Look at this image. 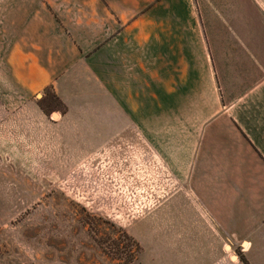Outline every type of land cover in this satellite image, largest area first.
I'll return each instance as SVG.
<instances>
[{
	"label": "crops",
	"instance_id": "obj_1",
	"mask_svg": "<svg viewBox=\"0 0 264 264\" xmlns=\"http://www.w3.org/2000/svg\"><path fill=\"white\" fill-rule=\"evenodd\" d=\"M224 3L231 10L216 2L215 26L207 28L189 0H79L54 19L61 29L40 25L35 36L25 25L24 47L14 42L8 57L24 94L50 89L67 105L41 124V145L56 149V163L68 146L143 132L139 101L191 100L192 93L206 100L211 92L215 106L200 108L203 123L185 126L182 152L170 146L175 178L207 181L185 187L183 205L173 207L182 213L169 241L174 264H264V0ZM81 99L108 106L93 108L88 124L67 122ZM83 127L96 135L63 134Z\"/></svg>",
	"mask_w": 264,
	"mask_h": 264
},
{
	"label": "rangeland",
	"instance_id": "obj_2",
	"mask_svg": "<svg viewBox=\"0 0 264 264\" xmlns=\"http://www.w3.org/2000/svg\"><path fill=\"white\" fill-rule=\"evenodd\" d=\"M77 1L0 0V264H174L169 241L182 213L173 207L183 205L185 187L205 188L207 181L175 178L170 146L182 152L185 126L203 123L207 116L200 108H214V97L208 92L206 100L192 93L191 100L139 101L143 115L136 122L143 132H113L99 147L68 146L56 163V149L41 145V124L53 122L67 105L50 89L24 94L8 57L14 42L24 45L26 26L35 36L40 25L61 29L54 19ZM222 1L230 2L189 0L207 28L215 26L216 2L231 10ZM180 6L178 1L176 10ZM107 106L103 99H81L73 105L78 115L67 122L88 124L93 108ZM85 128L63 134L96 135Z\"/></svg>",
	"mask_w": 264,
	"mask_h": 264
}]
</instances>
